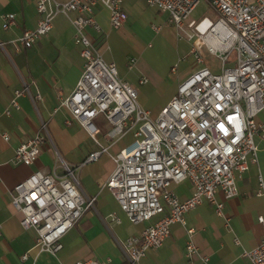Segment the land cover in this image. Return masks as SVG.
Masks as SVG:
<instances>
[{"label": "built area", "instance_id": "built-area-1", "mask_svg": "<svg viewBox=\"0 0 264 264\" xmlns=\"http://www.w3.org/2000/svg\"><path fill=\"white\" fill-rule=\"evenodd\" d=\"M205 1L214 19L203 16L188 20L195 6ZM99 2L109 11L112 27L121 26L126 14L123 0H35L37 22L34 28L22 30L12 40L17 48L29 47L52 26L53 17L62 13L70 17L73 41L80 46L81 73L72 91L61 98L70 117L77 121L99 145L78 164L56 159L50 172L35 170L10 190V202L20 213L23 228L36 232L34 247L55 254L61 249L62 236L94 207L95 196L81 189L77 169L80 164L96 160L108 147L98 142L100 132L94 119L101 116L108 125V136L115 141L132 131V140L111 154L114 168L104 182L119 208L131 223L151 221L138 234L117 241L127 264H136L149 248L159 247L169 235L174 222L184 224L188 209L208 201L214 211L223 215L224 198L237 193L235 173L244 172L249 162L257 160V143L264 142V0H146L149 6L167 13V21L180 35L194 38L192 53L201 65L179 83L176 93L156 115L139 106L137 90L118 76L116 65L106 62L86 31L99 32L94 7ZM70 14H73L70 16ZM1 26L15 24L13 13H0ZM155 28V26L153 25ZM201 47L220 60V71L213 72L204 62ZM0 49L5 51L4 42ZM235 49L233 64L225 66L229 52ZM147 81L142 76L140 83ZM29 92L24 83L14 90L9 105L18 108L16 97ZM39 95L37 94V97ZM3 113L8 114L5 108ZM7 140L8 133H2ZM51 137L44 121L41 132L21 141L14 149L16 162L31 164ZM188 180L192 191L179 198L173 185ZM257 194L264 195V181L259 177ZM158 218L151 220L154 216ZM118 221V218L112 214ZM257 220L264 228V215ZM0 225V239L2 230ZM188 233L192 228L187 229ZM186 255L198 253L189 238ZM26 253L21 255L25 259ZM241 256L248 264H264V236ZM203 262L207 255H200ZM72 264H112L110 257H87Z\"/></svg>", "mask_w": 264, "mask_h": 264}, {"label": "crops", "instance_id": "crops-1", "mask_svg": "<svg viewBox=\"0 0 264 264\" xmlns=\"http://www.w3.org/2000/svg\"><path fill=\"white\" fill-rule=\"evenodd\" d=\"M121 7L126 19L121 26L112 27L108 9L97 2L94 17L100 31L91 27L86 31L103 59L113 62L118 76L137 90L139 106L156 115L176 93L179 83L201 65L196 59L192 65L187 63L193 55L194 38L180 35L167 21V13L149 6L146 0H123ZM2 12L13 13L15 24L3 29L0 19V41L5 47V51L0 49V264H72L87 257H110L112 264H127L117 241L138 234L151 221L131 223L103 185L114 168L110 155L131 141L132 131L114 141L101 116L94 119L100 130L97 139L109 146L108 152L77 169L82 191L95 196L94 207L86 209L62 236V247L55 254L38 251L33 246L35 230L19 223L20 213L10 202V190L18 181L38 169L61 173L62 169L55 167L56 153L68 164H78L99 145L77 121L65 122L70 113L60 104L75 86L83 62L80 46L73 41L70 17L56 14L46 34L29 47L16 43L15 49L12 40L36 25L35 0H0ZM218 71L220 67L213 72ZM142 76L147 78L144 83L139 82ZM24 83L29 92L16 97L19 107L14 108L10 99ZM5 108L8 114L3 113ZM258 118L264 120V111ZM41 121L52 144L46 142L31 164L16 162L15 147L41 132ZM2 133H8L9 138L5 140ZM257 147V160L249 162L244 172L235 173L237 193L224 198L221 191L216 192L217 199L223 201V215L215 213L213 204L202 201L184 212V224L172 223L162 244L149 248L136 264H248L241 252L264 236L257 220L259 214L264 215V195L257 194L259 177L264 181V142L258 139ZM173 190L185 198L192 187L183 180L173 185ZM156 218L158 215L151 220ZM188 228H192L191 233ZM189 238L198 251L191 256L185 252ZM23 253L27 254L25 259L21 258ZM200 255H207L208 260L203 262Z\"/></svg>", "mask_w": 264, "mask_h": 264}, {"label": "rangeland", "instance_id": "rangeland-1", "mask_svg": "<svg viewBox=\"0 0 264 264\" xmlns=\"http://www.w3.org/2000/svg\"><path fill=\"white\" fill-rule=\"evenodd\" d=\"M203 16H206L209 19L213 20L214 19V12L212 11V8L210 7L209 4H207L205 1H200L195 6V8L192 10V12L190 13V15L188 17V20L194 19L195 21H197L200 18H202ZM200 51H201V54H202V56L204 58V61L208 62L209 67L213 71L219 70L220 60L217 57H215L214 55H212L209 52H207L204 47H201ZM235 57H236V50L232 49L229 52V54H228V61L225 63V66L232 65ZM187 63L190 64V65L195 63V58H194V56L192 54H190L189 57L187 58ZM200 64H198V66ZM132 138H133V134H132ZM254 141L257 143V141H258V137L257 136L254 137ZM56 158L60 159L59 153H56Z\"/></svg>", "mask_w": 264, "mask_h": 264}]
</instances>
